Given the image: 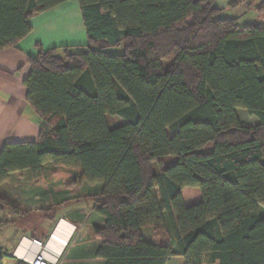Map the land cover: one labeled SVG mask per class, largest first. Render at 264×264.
<instances>
[{"label": "trees", "instance_id": "trees-1", "mask_svg": "<svg viewBox=\"0 0 264 264\" xmlns=\"http://www.w3.org/2000/svg\"><path fill=\"white\" fill-rule=\"evenodd\" d=\"M68 1L0 0V51ZM77 1L88 45H37L28 58L25 100L41 130L2 147L0 185L24 171L38 180L46 164L78 170L97 187L104 264H264V26L240 29L217 0ZM238 109L259 124L243 126ZM186 188L201 200L186 206ZM7 210L17 214L0 196ZM166 224L167 243L144 239Z\"/></svg>", "mask_w": 264, "mask_h": 264}, {"label": "rangeland", "instance_id": "rangeland-1", "mask_svg": "<svg viewBox=\"0 0 264 264\" xmlns=\"http://www.w3.org/2000/svg\"><path fill=\"white\" fill-rule=\"evenodd\" d=\"M236 1L239 4L235 7L229 6L231 0H217L214 5L217 9L222 10L223 17L237 19L240 29L248 25L264 26V9L257 10L261 6L263 8V0ZM164 67L167 68L168 64L165 63ZM245 112L244 110L243 113L248 116ZM246 122L250 123L251 121L245 120ZM107 123L109 128L113 129L121 125L122 121L117 117H108ZM85 184L88 183L81 180L78 170L53 167L50 164L43 167V176L38 180L31 177L29 173H24L22 175L15 174L11 177V182H7L4 186L1 184L3 187H0V196L8 200L17 210V214L10 210L0 212V222L5 221L7 223L0 229V244L4 243L6 245L5 250L2 252L11 254L10 251H13L16 247L21 233L38 238L48 235L61 217L73 221L77 230L71 244L74 246L77 243V245L73 248L71 254L87 260L86 263L81 262L80 264H98L95 261H90L89 255H93V252L101 243L94 236V227L102 226L104 222L99 215L92 211V197L96 195L97 187L96 185ZM51 192L53 193L51 194ZM182 196L186 206L193 205L201 200L200 192L197 189L186 188L182 191ZM50 209L54 211H48ZM39 210H42L41 214ZM46 214L56 215L54 221H46L44 217ZM261 214L264 215L263 209H261ZM165 230V232L155 233L153 229H143L142 233L145 238L148 231L150 235L148 233L146 235L154 243H167L169 241L168 234L171 233L167 224ZM1 253L0 257L3 256ZM15 261L16 263H11L10 260H7L5 264L20 262ZM59 264L69 263H65L64 258Z\"/></svg>", "mask_w": 264, "mask_h": 264}, {"label": "crops", "instance_id": "crops-1", "mask_svg": "<svg viewBox=\"0 0 264 264\" xmlns=\"http://www.w3.org/2000/svg\"><path fill=\"white\" fill-rule=\"evenodd\" d=\"M29 25L32 29L30 34L20 41L15 48L0 51V151L5 144L31 143L38 140L41 130V122L36 112L26 103V90L24 87V81L30 73V66L27 63V60L36 55V46L40 45L43 50L47 51L50 49L70 47L85 49L88 45L86 30L84 28L77 0H70L51 10L34 16L29 20ZM72 51L73 53H79L81 50L78 51L72 49ZM243 111L244 110L242 109L236 110L239 121L243 126L254 127L259 124V121L255 117H250L247 112H245L248 115L246 116ZM245 120L251 122H246L248 123L246 124ZM24 173L28 174L29 171L10 174L8 180L3 183V186L6 185L7 182H11V177L15 174L22 175ZM3 186L0 185V187ZM52 193L53 192H51V194ZM59 220H64L75 227L73 221H68L61 217L58 219L55 226ZM52 231L41 238L21 233L19 241L23 237L45 240L44 238H47ZM75 231H77L76 228ZM146 234V239H144L148 242H152L148 239ZM148 235H150V233H148ZM73 240L74 236L71 244L73 243ZM19 241L17 242L16 247L18 246ZM71 244L63 252L59 262L65 258V263L69 264H80L81 262L86 263V259L71 254V251H73V248L77 243L74 246ZM5 246L4 243L0 244V253L5 250ZM16 247L13 251H10L12 256ZM1 254L5 253L2 252ZM89 259L90 261H95V263L104 264L103 260L95 258V251L93 252V255H89ZM7 260L9 259H5L3 263L5 264ZM173 261L175 262L173 263ZM10 262L16 263L15 260H10ZM171 262L173 264H184L183 259L179 257L168 260L166 264Z\"/></svg>", "mask_w": 264, "mask_h": 264}, {"label": "built area", "instance_id": "built-area-1", "mask_svg": "<svg viewBox=\"0 0 264 264\" xmlns=\"http://www.w3.org/2000/svg\"><path fill=\"white\" fill-rule=\"evenodd\" d=\"M74 233L75 227L59 220L45 240L21 238L13 256L24 264H59L60 257L70 246Z\"/></svg>", "mask_w": 264, "mask_h": 264}]
</instances>
